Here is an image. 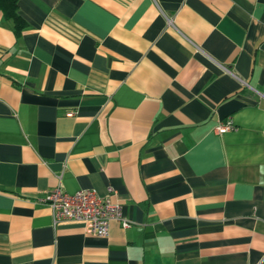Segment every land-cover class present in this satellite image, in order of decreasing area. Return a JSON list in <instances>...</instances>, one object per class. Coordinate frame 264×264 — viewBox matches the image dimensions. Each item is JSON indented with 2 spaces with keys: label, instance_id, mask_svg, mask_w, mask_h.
<instances>
[{
  "label": "crops",
  "instance_id": "0c3cea01",
  "mask_svg": "<svg viewBox=\"0 0 264 264\" xmlns=\"http://www.w3.org/2000/svg\"><path fill=\"white\" fill-rule=\"evenodd\" d=\"M17 4L18 36L0 10V264H263L264 0ZM57 186L129 226L54 225Z\"/></svg>",
  "mask_w": 264,
  "mask_h": 264
},
{
  "label": "built area",
  "instance_id": "2783aa9c",
  "mask_svg": "<svg viewBox=\"0 0 264 264\" xmlns=\"http://www.w3.org/2000/svg\"><path fill=\"white\" fill-rule=\"evenodd\" d=\"M232 129L234 124L231 119L216 127L219 133ZM43 201L51 210L54 225L60 221H78L86 233L101 237L108 234L112 221L120 222L122 227L129 226L122 214V205L111 201L108 196H99L92 188L70 194L57 186L48 191Z\"/></svg>",
  "mask_w": 264,
  "mask_h": 264
},
{
  "label": "trees",
  "instance_id": "16d2710c",
  "mask_svg": "<svg viewBox=\"0 0 264 264\" xmlns=\"http://www.w3.org/2000/svg\"><path fill=\"white\" fill-rule=\"evenodd\" d=\"M18 0H0V10L5 19L13 22V31L16 36L26 28L24 19L17 12ZM264 264V263H263Z\"/></svg>",
  "mask_w": 264,
  "mask_h": 264
}]
</instances>
